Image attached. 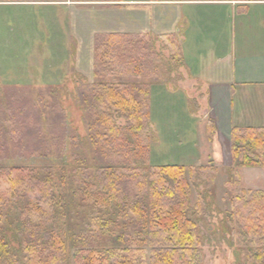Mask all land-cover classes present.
<instances>
[{
    "label": "trees",
    "instance_id": "1",
    "mask_svg": "<svg viewBox=\"0 0 264 264\" xmlns=\"http://www.w3.org/2000/svg\"><path fill=\"white\" fill-rule=\"evenodd\" d=\"M13 1L32 0H0ZM155 38L183 66L177 35ZM155 40L95 34L93 80L70 95L82 134L66 132L60 86L1 87L0 159L58 161L0 164V264H201L198 221L218 169L149 162L151 87L167 82L171 69ZM230 143L232 171L264 167V126H233ZM232 193L217 229L230 233L233 247L246 241L234 248V264H264V191Z\"/></svg>",
    "mask_w": 264,
    "mask_h": 264
},
{
    "label": "rangeland",
    "instance_id": "2",
    "mask_svg": "<svg viewBox=\"0 0 264 264\" xmlns=\"http://www.w3.org/2000/svg\"><path fill=\"white\" fill-rule=\"evenodd\" d=\"M40 1L45 0L26 2ZM64 1H72L71 3H73L67 10L66 19H63V15L61 18L58 15L59 12L55 13V10L50 11L54 14H46L45 17L37 15L36 17L41 25L46 22L50 25L46 29L48 41L43 42V37H37L36 43L28 44L26 49L16 50L15 48L23 47V44H11L10 42L5 44L3 49H0V62L4 64L5 71L3 70V72L6 73L4 78L6 81H0V90L3 85H23L14 84L15 79L32 82L34 84L31 85L37 87L60 86L59 92L62 91L63 104L66 108V132L75 131L82 134L80 111L70 95H74L77 86L93 80L95 34L124 32L100 30L99 27L107 25L109 14L112 17L119 14L120 18H124L122 17L124 10L109 9L108 4H106L109 2L107 0ZM64 1L50 0L47 2L62 3ZM9 9L12 10V8ZM65 23L67 32H60ZM126 33H150L154 40L156 39L154 41L155 49L163 55V63L167 64L168 69L171 67L168 74L163 73L164 77H167V82H163L161 79L159 82H163V84L158 83L152 86L154 88L156 85L166 84L169 93L165 94L160 91L162 89L156 90L150 102L153 135L150 143L149 162L153 165L210 164L217 167L218 172L207 215L198 221L203 237L201 264H234V248L239 249L246 241L236 240L234 247L231 246L229 242L230 233L222 231L220 228L219 231L217 224L219 227V220L222 218L223 212L228 210L231 205L230 199L233 195V189L264 191V167H240L232 171L230 138L217 133L211 108L202 98L203 87L201 84L191 79L189 81L183 69L184 66L169 61V53L164 47V42L155 38L159 34L147 31ZM172 87L180 90L172 89ZM9 95H12L11 91H9ZM124 122L122 119L118 120L119 124H124ZM68 141L69 139H66V143ZM1 159L0 164L35 167L48 163L55 164L58 161L49 157L39 159L4 157ZM69 159L67 156V160ZM68 248L69 252L72 253L70 244H68ZM240 258L242 261L244 254ZM71 264L75 263L71 262Z\"/></svg>",
    "mask_w": 264,
    "mask_h": 264
},
{
    "label": "crops",
    "instance_id": "3",
    "mask_svg": "<svg viewBox=\"0 0 264 264\" xmlns=\"http://www.w3.org/2000/svg\"><path fill=\"white\" fill-rule=\"evenodd\" d=\"M107 1L109 9H123L124 18L109 14L100 30L177 35L183 69L189 81L203 87L217 133L230 138L233 126H264V0ZM71 2H0V49L9 42L26 49L37 37L48 41L50 25H41L37 15L55 10L66 19ZM60 32H67L66 23ZM3 66L0 62L1 82ZM14 84L34 83L15 79ZM166 86L151 87V99L156 90L169 93Z\"/></svg>",
    "mask_w": 264,
    "mask_h": 264
}]
</instances>
